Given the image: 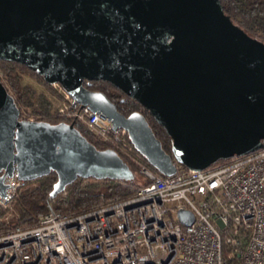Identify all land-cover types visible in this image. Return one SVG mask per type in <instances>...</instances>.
Segmentation results:
<instances>
[{
  "label": "water",
  "instance_id": "95a60500",
  "mask_svg": "<svg viewBox=\"0 0 264 264\" xmlns=\"http://www.w3.org/2000/svg\"><path fill=\"white\" fill-rule=\"evenodd\" d=\"M0 60L23 64L47 84L122 128L161 175L174 163L199 170L264 146V44L217 0H0ZM103 80L145 108L171 139V160L140 113L126 116L82 81ZM19 178L55 173L50 197L77 177L132 181L111 148L97 150L73 123L19 119L0 83V191ZM183 225L187 210L177 212Z\"/></svg>",
  "mask_w": 264,
  "mask_h": 264
},
{
  "label": "built area",
  "instance_id": "2783aa9c",
  "mask_svg": "<svg viewBox=\"0 0 264 264\" xmlns=\"http://www.w3.org/2000/svg\"><path fill=\"white\" fill-rule=\"evenodd\" d=\"M0 83L10 94L0 71ZM56 116L82 125L128 161L139 183L130 193L74 214L51 203L33 224L0 232V264H264V146L199 170L174 163L171 175L151 171L127 133L80 105L58 83ZM19 119L41 121L22 113ZM0 209L27 183L15 165L3 174ZM187 210L192 222L177 217Z\"/></svg>",
  "mask_w": 264,
  "mask_h": 264
},
{
  "label": "trees",
  "instance_id": "16d2710c",
  "mask_svg": "<svg viewBox=\"0 0 264 264\" xmlns=\"http://www.w3.org/2000/svg\"><path fill=\"white\" fill-rule=\"evenodd\" d=\"M217 2L221 13L245 34L260 41H264V0H217ZM0 68L4 72L9 90L11 91L10 95L18 110V116H20L21 108L30 107L33 114L40 115L39 120L49 123H58L60 121L65 123L72 122L71 120L51 115L48 112L50 106L45 97L41 94L34 97V93L29 87L20 84L19 73L25 72L34 77L36 81L47 90H51L40 75L29 70L23 64L12 61L0 60ZM92 82L93 84L89 87L84 85L83 81L82 85L90 91H97L102 94L107 86L113 87L110 83L103 80H94ZM117 90L120 91L119 89ZM104 96L106 97L105 93ZM34 104H36V107ZM127 105L132 107L131 103H127ZM121 114L126 116L128 113L125 111ZM140 114L153 132L154 137L159 141L161 149L168 151L170 146L169 139L164 129L149 113ZM72 123L80 134L97 150L110 148L107 144L95 140L82 125L76 122ZM227 160L228 158H220L209 165L222 163ZM125 162L132 173H134V167L128 161ZM143 162L151 171L161 175L144 159ZM55 180V173L50 171L46 175L26 181L27 186L19 193L18 198L13 204L17 210V214L12 224L2 221L4 211L0 209V232H4L15 226L33 224L36 217L46 210L47 204L49 203H51L53 208L58 212L74 214L89 208L97 207L109 201L114 196L124 197L130 193V190L120 183L125 181L77 177L74 181L67 184L63 191L50 197L52 184ZM128 183H134V181H128Z\"/></svg>",
  "mask_w": 264,
  "mask_h": 264
},
{
  "label": "rangeland",
  "instance_id": "374dc122",
  "mask_svg": "<svg viewBox=\"0 0 264 264\" xmlns=\"http://www.w3.org/2000/svg\"><path fill=\"white\" fill-rule=\"evenodd\" d=\"M0 71L4 75V72H3V70L1 68H0ZM4 77H5V75H4ZM19 77H20V84L29 87L33 91L34 97H36V95H38V94H41L43 97H45V99L48 101L49 106H50L48 112L51 115H54L56 109L62 103V96H61L58 88L54 87V86H50L48 84L51 90H47L39 82H37L34 77L30 76L28 73H25V72L19 73ZM5 81H6V78H5ZM6 84H7V81H6ZM7 87L9 88L8 84H7ZM9 92L11 93L10 90H9ZM34 106L36 107V104H34ZM21 110L23 111L22 113L33 114L32 109L30 107L21 108ZM132 180L135 183H139L138 176L136 175L135 172L133 173V179ZM14 201L9 205L8 208L3 209L4 214L2 216V221L4 223L12 224L13 221H14V217L17 214V210H16V208L13 205Z\"/></svg>",
  "mask_w": 264,
  "mask_h": 264
},
{
  "label": "flooded vegetation",
  "instance_id": "af4514ba",
  "mask_svg": "<svg viewBox=\"0 0 264 264\" xmlns=\"http://www.w3.org/2000/svg\"><path fill=\"white\" fill-rule=\"evenodd\" d=\"M249 36V35H248ZM251 37V36H249ZM253 38V37H251ZM256 39V38H254ZM258 40V39H256ZM260 41V40H258ZM261 43L264 44V41H260ZM84 85L86 86H91L93 84L92 81H87V80H84L83 81ZM106 95V98L114 105L115 109L117 112H119L120 114L123 113V112H127L128 114L129 113H132V112H137V113H149L145 108H143L139 103H137L135 100H133L132 98L126 96L124 93H120V91H118L116 88L114 87H111V86H107L104 90H103V95ZM127 103H131L132 104V107H129L127 105ZM152 132V131H151ZM153 134V132H152ZM154 136V134H153ZM156 138V137H155ZM167 138L169 139V150L168 151H165L163 150L167 155H169V157L171 158L172 161H174V158H173V155L171 153V139L169 136H167ZM157 139V138H156ZM159 142V141H158ZM160 144V143H159ZM2 172L0 171V174Z\"/></svg>",
  "mask_w": 264,
  "mask_h": 264
}]
</instances>
